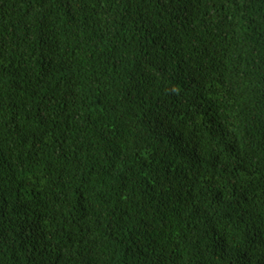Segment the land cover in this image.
Segmentation results:
<instances>
[{
	"label": "trees",
	"instance_id": "obj_1",
	"mask_svg": "<svg viewBox=\"0 0 264 264\" xmlns=\"http://www.w3.org/2000/svg\"><path fill=\"white\" fill-rule=\"evenodd\" d=\"M0 264H264V0H0Z\"/></svg>",
	"mask_w": 264,
	"mask_h": 264
}]
</instances>
